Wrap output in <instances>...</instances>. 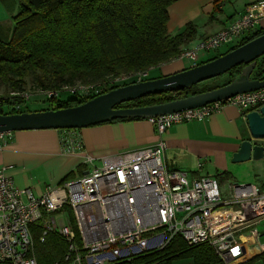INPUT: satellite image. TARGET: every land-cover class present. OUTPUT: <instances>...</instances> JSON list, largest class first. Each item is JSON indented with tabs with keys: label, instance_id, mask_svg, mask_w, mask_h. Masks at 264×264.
Listing matches in <instances>:
<instances>
[{
	"label": "built area",
	"instance_id": "1",
	"mask_svg": "<svg viewBox=\"0 0 264 264\" xmlns=\"http://www.w3.org/2000/svg\"><path fill=\"white\" fill-rule=\"evenodd\" d=\"M263 21L261 0L249 5L244 14L214 35L190 48L188 43L178 59H188L195 67L202 54L227 44L235 48L254 36ZM147 74L125 75L111 83L139 80ZM104 88L101 83L77 84L42 92L48 101H61L62 95L94 99L104 94ZM33 97L29 90L0 92V114L24 112ZM231 105L246 118L249 112L264 107V88L148 120L161 135L178 124L208 120ZM5 106L7 110L3 109ZM62 132L63 153L85 155L80 129ZM14 135L13 131L0 133V153ZM165 152L166 144L159 142L102 159L100 166H95V158L86 156V164L92 167L88 174L58 189L50 187L42 195H36L32 188L16 186L11 175L14 166L0 167V264H39L33 232L36 225L42 227L41 242L50 233L67 242L66 264L131 261L164 249L176 236L190 247L210 245L224 264H243L263 256L264 235L256 231L250 245L242 238L244 231L264 220V190L256 184L235 183L223 194L219 181L213 177L191 179L186 171L168 169ZM64 209L72 211L75 227L66 217L68 225L59 227L62 215L57 214ZM239 245H245L253 255H236ZM259 264H264V260Z\"/></svg>",
	"mask_w": 264,
	"mask_h": 264
},
{
	"label": "trees",
	"instance_id": "2",
	"mask_svg": "<svg viewBox=\"0 0 264 264\" xmlns=\"http://www.w3.org/2000/svg\"><path fill=\"white\" fill-rule=\"evenodd\" d=\"M175 1L21 0L10 39H0V92H17L28 87L47 91L101 83L108 93L128 85H112L111 81L134 73H150L178 59L185 46L194 40L196 26L192 23L177 35L169 33V7ZM263 34L264 29L237 47ZM245 68L246 64L233 68L225 74L229 79L216 87L198 91L192 87L126 104L133 108L155 106L212 91L233 83ZM252 79L264 80V55L256 60ZM92 99L69 96L61 101L50 100L52 104L47 110L75 107ZM134 120L143 118H119L109 123ZM33 232L39 264H66L65 240L50 233L41 242L43 231L39 225L34 226ZM261 257L264 255L245 264ZM183 259H193L194 264H224L210 245L190 247L181 236H176L162 250L117 264H173Z\"/></svg>",
	"mask_w": 264,
	"mask_h": 264
},
{
	"label": "crops",
	"instance_id": "3",
	"mask_svg": "<svg viewBox=\"0 0 264 264\" xmlns=\"http://www.w3.org/2000/svg\"><path fill=\"white\" fill-rule=\"evenodd\" d=\"M259 1L261 0H176L169 7V33L177 35L188 24H194L196 35L187 45L190 48L229 26L245 13L249 5ZM20 7L21 0H0L1 40L10 39L14 28L13 19ZM262 29L264 21L258 31ZM192 66L193 62L188 59H176L157 69L162 70L160 77H164ZM64 96L62 99H67ZM62 131L51 129L15 132L14 140L0 153V167L14 166L11 175L18 188H32L36 195H42L50 187L58 189L64 183L88 174L92 167L86 164V156L95 158V166H100L102 159L155 146L159 142L166 144L167 168L186 171L191 179L210 176L219 182L226 180L229 183L228 190L232 184L252 180L248 179V174L243 173L250 161L239 164L232 162L233 154L240 149L241 143L250 138L246 118L236 106H227L205 121L175 125L161 135L148 119L84 128L80 130V134L84 141L85 155L63 153ZM260 161H264V158ZM68 176L73 177L65 181ZM252 184L264 190V179L262 184L260 179ZM249 236L244 235L247 245L253 244L254 240L248 239ZM173 264H194V260L183 259Z\"/></svg>",
	"mask_w": 264,
	"mask_h": 264
},
{
	"label": "water",
	"instance_id": "4",
	"mask_svg": "<svg viewBox=\"0 0 264 264\" xmlns=\"http://www.w3.org/2000/svg\"><path fill=\"white\" fill-rule=\"evenodd\" d=\"M263 55L264 34L206 63H201L173 75L122 86L75 107L18 114H0V133L51 129L81 130L109 123L119 118L149 119L200 108L241 93L263 89L264 80L252 79L251 77L256 67V60ZM241 64H246L247 68L244 69L239 78L227 86L165 104L117 108L122 104L150 95L190 89L199 83L221 77ZM246 121L250 138L244 140L240 149L233 154L232 162L235 164L264 158V107L249 112Z\"/></svg>",
	"mask_w": 264,
	"mask_h": 264
},
{
	"label": "rangeland",
	"instance_id": "5",
	"mask_svg": "<svg viewBox=\"0 0 264 264\" xmlns=\"http://www.w3.org/2000/svg\"><path fill=\"white\" fill-rule=\"evenodd\" d=\"M233 47H234L233 44L224 45L223 47H221L217 51L202 54V56H200V60L203 59L202 63H206L213 58H216V57H219L221 55L228 53ZM185 62L189 65V62H187V61H185ZM255 69H256V67H255ZM255 69L252 72L253 75H254ZM161 74H162V70L154 68L150 71V73L148 72V74L146 76H142L141 79H139V80L138 79H131L129 81L123 82L121 85H123L124 83H127L129 85V84H132V83L138 82V81L141 82V81L150 80V79H158V78H161L160 77ZM252 74H251V77H252ZM228 79H229L228 75H224L222 77H218V78L206 81V82L199 83V84L193 86L192 89H194L195 91H198V90L204 89L205 87H207V88L216 87L220 84H223ZM27 90L33 91V96H35V97L26 104L27 110H25V112H35V111L47 110L51 107L52 103L46 99L44 92H42L40 90H34L31 87H28ZM1 93H3V91H1ZM63 96L64 95H62V97ZM64 97L67 98L66 95ZM3 109L7 110L8 107L5 106ZM260 160H252V161H250L251 163L246 165V167L243 169V173L248 174V176H249L248 179H252V180L251 181L249 180L250 182H244L241 184H250V183L252 184L253 181H255L257 179H260L261 184H262L263 179H264V161H260ZM256 182H258V181H256ZM219 184H220V189L224 194L228 190L229 183H227L226 180H223V181L219 182ZM57 215H62V217H59V219H58V224H59L60 228H63V227L68 225V221L66 220V218L71 220L74 224V215H73L72 211L64 209V210H61ZM64 217H66V218H64ZM74 227H75V224H74ZM256 231H259L262 235H264V220L261 222V224L258 227H252L251 229L244 231V234L250 235L248 237V239H253ZM261 243L264 244V236L261 238ZM255 258H257V257H254L252 260H254ZM263 260H264V257H261V259L258 258L252 264H259ZM250 261H251V259H250ZM248 262H249V260H248ZM239 264H242V263H239Z\"/></svg>",
	"mask_w": 264,
	"mask_h": 264
},
{
	"label": "bare ground",
	"instance_id": "6",
	"mask_svg": "<svg viewBox=\"0 0 264 264\" xmlns=\"http://www.w3.org/2000/svg\"><path fill=\"white\" fill-rule=\"evenodd\" d=\"M243 240L245 239L244 236L242 238ZM245 241V240H244ZM235 252H236V255H239V254H243V253H246L248 254V256H252L253 255V252L249 251L245 245H239L235 248ZM244 260V259H243ZM243 260H240V261H243Z\"/></svg>",
	"mask_w": 264,
	"mask_h": 264
},
{
	"label": "flooded vegetation",
	"instance_id": "7",
	"mask_svg": "<svg viewBox=\"0 0 264 264\" xmlns=\"http://www.w3.org/2000/svg\"><path fill=\"white\" fill-rule=\"evenodd\" d=\"M104 94H105V92H104ZM117 108H118V109H121V108H133V107H131L130 105H127V104L125 103V104H122V105L118 106Z\"/></svg>",
	"mask_w": 264,
	"mask_h": 264
},
{
	"label": "clouds",
	"instance_id": "8",
	"mask_svg": "<svg viewBox=\"0 0 264 264\" xmlns=\"http://www.w3.org/2000/svg\"><path fill=\"white\" fill-rule=\"evenodd\" d=\"M138 82H140V81H138ZM22 113H24V112H22ZM16 114H18V113H16ZM4 115H6V114H4Z\"/></svg>",
	"mask_w": 264,
	"mask_h": 264
}]
</instances>
